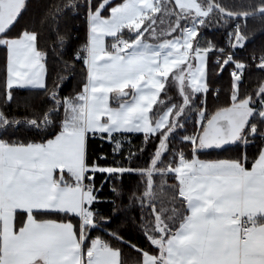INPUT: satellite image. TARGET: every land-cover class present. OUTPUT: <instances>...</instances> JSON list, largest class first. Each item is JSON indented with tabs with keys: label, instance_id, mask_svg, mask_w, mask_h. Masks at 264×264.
I'll list each match as a JSON object with an SVG mask.
<instances>
[{
	"label": "snow or ice",
	"instance_id": "snow-or-ice-1",
	"mask_svg": "<svg viewBox=\"0 0 264 264\" xmlns=\"http://www.w3.org/2000/svg\"><path fill=\"white\" fill-rule=\"evenodd\" d=\"M257 34L264 0H0V264H264Z\"/></svg>",
	"mask_w": 264,
	"mask_h": 264
},
{
	"label": "trees",
	"instance_id": "trees-1",
	"mask_svg": "<svg viewBox=\"0 0 264 264\" xmlns=\"http://www.w3.org/2000/svg\"><path fill=\"white\" fill-rule=\"evenodd\" d=\"M220 2L222 3H226L228 2V0H220ZM49 36H51V33H49ZM207 37L209 40L214 41L216 43H220L224 40V33L223 30L220 29H210L207 30ZM262 45H264V36L257 34L254 38V42L251 44L252 48H260ZM4 63H5V52L3 50H0V81H2L3 76H4ZM259 73L258 72H253L249 77H248V83L255 86V84L257 83V80L259 78ZM79 78H77L78 80ZM170 80L172 79V77L169 78ZM73 87V85H69V89H71ZM218 87H220L222 90H226L228 88V77L225 76L224 81H222ZM69 89H66L65 91H68ZM166 91L169 93V95L172 97L173 100H179L180 97L178 95V90L177 88H168L166 86ZM3 97L2 95H0V100H2ZM162 102L164 104L169 103L170 101L167 100V98L165 97V92L162 91L161 95H160V99L157 102V105L154 106L153 111H156L157 108L161 107ZM211 107V105H210ZM12 110L15 111L16 107L13 104L12 106ZM133 143L138 145L141 143L140 139L133 137ZM176 146H179V140L177 139L176 142ZM98 147V146H97ZM105 150H108V146L105 145ZM231 155V153H223V154H218L213 152L210 155L207 156H201V159H224V158H228ZM146 162V158L141 159V161L139 162L141 165H144ZM128 186L132 187L137 183V180L135 178L129 180L128 182ZM175 183V181H173L171 178H169L168 180V185H171ZM108 191L107 189H105V193L104 195H108ZM102 211H104L105 213H107L109 211V207L108 205H101ZM117 215H122L121 213H117ZM133 215H135V213H133ZM127 217L126 216H122V220L118 221L117 223H123L124 220H126ZM129 235L133 237V242L136 243H140V244H145V242L140 239L141 237V233L136 231L134 228L132 229V231L129 232ZM145 246H147L145 244Z\"/></svg>",
	"mask_w": 264,
	"mask_h": 264
},
{
	"label": "crops",
	"instance_id": "crops-1",
	"mask_svg": "<svg viewBox=\"0 0 264 264\" xmlns=\"http://www.w3.org/2000/svg\"><path fill=\"white\" fill-rule=\"evenodd\" d=\"M154 2H156V3H161L159 0H154ZM158 14V13H157ZM147 35V34H146ZM111 38H108V40H110ZM147 42H149V43H153V44H155V43H157V41H156V39L155 38H151V37H149L148 38V40H147ZM170 77H171V75H170ZM169 77V78H170ZM162 93V92H161ZM115 94H112V96H114ZM110 105L111 106H113V107H116L117 105L115 104V102H114V100L112 99V97H110ZM154 109V108H153Z\"/></svg>",
	"mask_w": 264,
	"mask_h": 264
},
{
	"label": "rangeland",
	"instance_id": "rangeland-1",
	"mask_svg": "<svg viewBox=\"0 0 264 264\" xmlns=\"http://www.w3.org/2000/svg\"><path fill=\"white\" fill-rule=\"evenodd\" d=\"M161 3H164V0H159ZM157 15H160L159 13ZM167 22H165V25H162L161 27H166Z\"/></svg>",
	"mask_w": 264,
	"mask_h": 264
}]
</instances>
